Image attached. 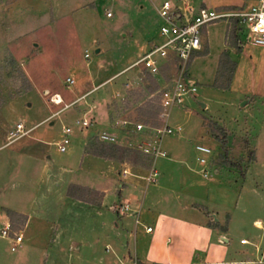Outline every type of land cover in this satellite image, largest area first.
Listing matches in <instances>:
<instances>
[{"label": "rangeland", "instance_id": "obj_1", "mask_svg": "<svg viewBox=\"0 0 264 264\" xmlns=\"http://www.w3.org/2000/svg\"><path fill=\"white\" fill-rule=\"evenodd\" d=\"M162 1L0 0L1 171H4L7 154L16 147H25L32 139L41 142L43 150L49 148L44 157L48 155L58 164L64 160L66 154L59 152L56 142L62 126L76 130L74 109H87L97 103L108 109L110 120L123 116L145 124L157 122L158 106L151 94L162 76L157 80L132 64L159 37L161 19L156 7ZM189 1L221 12L245 5V0ZM108 11L111 16H107ZM243 35L244 31H239L234 20L228 18L218 19L206 27L205 47L191 58L188 67L189 75L197 82L196 100H188L183 109L172 112L173 120L179 119L183 131L179 136H165L162 146L174 166L196 169H199L196 160L200 154L195 144L204 143L212 149L209 170L205 169L212 177L204 179L194 171L189 178L192 184L187 187L208 206L225 204L231 212L232 205L238 201L246 210L243 213L236 210L228 242L221 244L215 238H208L207 244L213 248L225 247L236 257L254 261L245 264H258L264 235L253 225V220L261 219L264 225V47L246 43ZM67 77L73 78L74 83L68 84ZM108 77L113 78L108 81ZM102 82L104 84L99 87ZM86 92L89 94L81 95ZM201 102L208 106L202 107ZM65 104L71 106L41 122ZM205 121L216 122L225 130L224 148L217 139L222 131L217 126L205 125ZM19 122L24 124V131L37 125L26 133L17 132L15 125ZM117 130L128 140L139 141L138 135L119 126ZM22 135L3 145L10 138ZM88 142L98 144L94 131L88 136ZM125 147L128 149L116 154L115 162H128L135 167L132 172L140 174L141 166L149 165L152 159L133 147ZM163 160L158 157L155 161L157 180L165 168ZM32 169L29 170L32 177L29 187L8 191L2 199L4 203L11 201V207H17L15 203L25 206L37 203L40 190H45L41 182L46 172L42 161ZM14 178L15 166L6 176L9 185ZM19 178L25 182L24 177ZM116 178L117 182L122 181L115 175ZM117 182L114 181L113 190L119 195ZM84 196L94 202L101 200L99 193L84 192ZM56 198L58 207L55 208L54 201L47 200L50 211L45 221L34 219L23 231L22 245L15 251L10 249L8 240L0 236V264H99L109 261L112 256L109 240L114 235L113 223L118 221L116 213L106 208L97 210L79 200L63 201L59 193ZM1 211L10 218L14 231L23 230L25 224L20 218ZM227 220L228 215H224L218 227L224 228ZM152 236L153 233L145 234L142 227L134 238L124 234L143 260L153 257L147 255ZM188 238L194 241L191 236ZM241 238L249 243L242 244ZM165 239L163 236L161 258L165 254ZM253 242L257 243L258 250ZM191 254L193 259L199 260L203 252L194 247Z\"/></svg>", "mask_w": 264, "mask_h": 264}, {"label": "crops", "instance_id": "obj_2", "mask_svg": "<svg viewBox=\"0 0 264 264\" xmlns=\"http://www.w3.org/2000/svg\"><path fill=\"white\" fill-rule=\"evenodd\" d=\"M157 8L158 7H156V10ZM204 47L205 43L203 41V48ZM108 78V81H110L113 77ZM102 84H104V82L100 83L98 86L100 87ZM91 92L92 91L89 93ZM89 93L86 92L81 95H88ZM70 106L66 108H69ZM207 106L208 105L205 104V107ZM66 108L60 109L59 111L55 110L57 111L56 113L51 112L43 118L41 122L47 120L51 114L53 116L58 115ZM81 110H72V114H77L74 116V124L77 125V128L76 130L72 129V132H74L70 139V144L67 150L63 152L66 154V157L64 160L60 161L59 164L55 163V161H53L48 155L44 157V152L49 150V148L43 150L40 145L41 142H38L35 139L27 142L25 147H16L14 151L7 154V159L3 165L4 171H1L0 169V221L8 220L11 223L8 215L5 214L4 211H1L2 209L6 210L8 213L9 211L14 212V214H9L20 218L25 224L23 230H19L24 236L23 231L30 226V223H32L34 219H36V221L38 220L37 222L45 221V215L47 211H50V206H48L50 201H54L53 205L55 208L58 207V203H56L58 199L56 198L57 193L62 195L63 201L66 199L71 201L79 200L68 196L67 194L68 186L70 184H76L94 189L101 195L100 205L85 201L83 202L90 204V206H94L97 210L106 208V210L113 211L117 215L116 217L118 221H114L112 227V232L114 233L112 236L113 240L108 237L110 238L109 244L112 256L108 258V262H100L99 264H131L134 260L146 264H245L254 262L251 259L236 257V254L234 253H228V250L225 247L217 248V246H215L213 248L207 244L208 238H215V240L221 244L223 241L228 242L229 234L233 230L231 223H233L232 219L234 218V215H236V210L242 213L246 210L245 206L238 201L232 205L233 210L231 212L228 211L229 206L225 204H218V207H216L214 203H211L208 206L201 203L200 196L194 191H190L189 187H187L192 184L189 182V178H192V174L195 172V174L201 175L204 179L212 177L209 171L207 176H204L202 172V169L209 170V164H211L209 159L212 152L210 155L206 156L208 164H201L197 158L196 164L199 169L194 167L180 168L174 166V164H172L173 160L167 157L166 152L165 156H161L165 159L162 162V165H165V168L159 173V179L156 180L152 186H148L150 184H146L144 176L148 173L149 165L146 166L144 164L141 166L143 169L140 174L133 173L132 170L135 167L128 164V162H115L116 159L112 157L98 155L93 151L96 144L88 142V136H90L93 131L95 137V134L101 130L116 133L121 141L125 138L121 132L117 130V127L113 124V120L109 119L110 114L108 109L105 107L103 108V105L101 104L94 103L90 108ZM179 116L182 115L180 114ZM80 118L90 119L92 123L91 126L85 128L76 123V119ZM51 120L52 118L48 119V121ZM175 121L178 122L179 119H175ZM50 124H53V121H51ZM36 125L37 124L30 126L29 130H32ZM181 132L172 135L179 136ZM7 134H9V131ZM23 136L24 135L12 137L3 145ZM7 138H9V136H7ZM95 139L98 143L122 146L120 144L102 142L96 137ZM167 149L170 148L167 147ZM164 150L166 151L165 148ZM141 154L144 157L149 158L145 154ZM199 154L200 156L202 155L201 153ZM16 159H20L21 161H14ZM39 161H42L45 166L46 178L44 182H41V186H43L45 190H40L41 193L37 197V203H28L26 206L15 203L17 207L9 206L11 201H8V205L4 203L2 199L7 196L8 191H20L29 187L32 178L29 170H33V165L36 166ZM55 164L58 166L56 169H52L51 166ZM14 166L15 181L12 179L11 184L9 185V182L6 181V176ZM124 167H126L130 173L123 174L121 170ZM31 172L33 173V171ZM115 175L122 181L117 182ZM19 176L24 177L23 180H25V182L22 181ZM114 181L117 182L116 186L120 191L119 195L113 190ZM185 182L187 183L185 184ZM52 197L55 199L51 200L50 198ZM48 199L50 200L49 202L47 201ZM121 202H127L130 207L129 211L123 215L114 210V207L118 206ZM136 211L137 214H135ZM224 215H228L226 226L224 228H219L218 224L222 223ZM135 218H138V222H135ZM211 221L213 223H210ZM253 225L256 228L261 229L262 235H264V225L261 219H254ZM147 226L152 227L151 232L146 231L145 228ZM141 227L145 234L153 233L147 251V255H152L153 257H148L146 260L141 259L137 255L135 246L132 248L129 245L127 238H124L125 233H127L128 237L130 236L134 238ZM58 233L59 232L57 231L56 236ZM163 236H166L163 244L165 246V254H163L161 258L160 251L162 249ZM189 236L193 238V242L188 238ZM242 240H244V242H242ZM240 242L242 244L249 243L246 238H241ZM253 245L255 246V250H258L257 243L253 242ZM194 247L203 252L202 257L199 260L193 259L192 257L191 251ZM263 255L264 246L260 253L257 262L258 264H264V259L262 260Z\"/></svg>", "mask_w": 264, "mask_h": 264}, {"label": "built area", "instance_id": "obj_3", "mask_svg": "<svg viewBox=\"0 0 264 264\" xmlns=\"http://www.w3.org/2000/svg\"><path fill=\"white\" fill-rule=\"evenodd\" d=\"M157 12L161 19L158 28L159 37L132 64L142 68L157 80L158 76H162L151 94L154 103L158 106L157 124H145L126 117L113 120L116 127L119 126L128 133L138 135L140 138L137 142L128 140L126 137L121 141L116 133L106 130L95 134V137L102 142L133 147L152 159L148 173L144 176L146 184H153L157 180L158 171L154 161L157 157L166 155L162 146L163 138L183 130L182 124L173 120L172 112L183 109L188 100H196L197 82L189 75L188 67L191 58L203 48V33L206 27L221 18L232 19L239 31H244L243 39L246 43L264 47V0H245V5L241 8L225 12L216 11L205 5L193 4L189 0H164L157 8ZM106 14L111 16V11ZM66 82L73 84L74 79L67 77ZM58 100L61 101L60 98ZM52 101L59 103L56 99ZM71 104H65L64 108ZM76 123L85 128L92 124L88 118L76 119ZM15 126L17 132L26 133L29 130L24 131V124L21 122ZM71 133V126H62L60 139L56 142L59 151L67 150ZM195 148L202 154L198 159L199 162L206 164L208 162L206 156L211 154L212 149L201 143L196 144ZM121 171L123 174L130 173L126 167ZM202 172L204 176H207V170L202 169ZM129 208L127 202H121L114 207L122 215L126 214ZM135 222H138V218H135ZM145 229L147 232L152 231L151 226ZM0 236L8 240L12 251L22 245V232L14 231L8 220L0 221ZM131 264L146 263L134 260Z\"/></svg>", "mask_w": 264, "mask_h": 264}, {"label": "trees", "instance_id": "obj_4", "mask_svg": "<svg viewBox=\"0 0 264 264\" xmlns=\"http://www.w3.org/2000/svg\"><path fill=\"white\" fill-rule=\"evenodd\" d=\"M152 124H157L152 123ZM205 125L207 126H217L219 130L222 131V136H218V141L221 143V146L224 148L226 144V135H225V130L219 126L216 122H204ZM127 147L119 146V145H109L105 143H98L94 147V153L101 155V156H107V157H112L115 158L116 154H120L122 151L127 150ZM82 191L83 194L80 192ZM84 192L88 193H99L98 191L91 189L89 187H84L76 184H70L67 188V194L68 196L74 197L76 199L88 202V203H93L96 205H100V202H94L92 199H90L88 196H84ZM10 214H14V212L9 211Z\"/></svg>", "mask_w": 264, "mask_h": 264}, {"label": "water", "instance_id": "obj_5", "mask_svg": "<svg viewBox=\"0 0 264 264\" xmlns=\"http://www.w3.org/2000/svg\"><path fill=\"white\" fill-rule=\"evenodd\" d=\"M95 51L97 52V51H98V48H96ZM201 106H202V107H205V104L201 102Z\"/></svg>", "mask_w": 264, "mask_h": 264}, {"label": "bare ground", "instance_id": "obj_6", "mask_svg": "<svg viewBox=\"0 0 264 264\" xmlns=\"http://www.w3.org/2000/svg\"><path fill=\"white\" fill-rule=\"evenodd\" d=\"M60 101V100H59ZM56 102H58V101H56Z\"/></svg>", "mask_w": 264, "mask_h": 264}]
</instances>
